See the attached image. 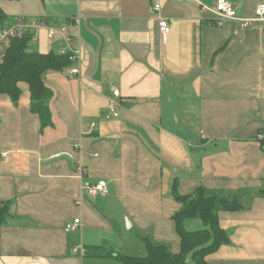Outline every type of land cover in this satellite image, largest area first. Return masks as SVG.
<instances>
[{"label": "crops", "instance_id": "obj_1", "mask_svg": "<svg viewBox=\"0 0 264 264\" xmlns=\"http://www.w3.org/2000/svg\"><path fill=\"white\" fill-rule=\"evenodd\" d=\"M229 1L246 17L264 3ZM216 5L0 1L10 20L36 23L29 27L33 49L81 56L44 76L50 125L32 111L28 84H20L17 104L0 94V206L9 202L11 211L0 227V264H121L118 253L144 257L148 243L177 253L173 216L182 203L174 189L188 195L198 187L240 204L219 212L231 242L207 261L264 264V149L257 138L264 130V22L246 30L234 19L217 26ZM162 17L171 26L166 37ZM112 110L117 117H108ZM99 180L108 194L83 187ZM76 217L81 229L66 232ZM200 224L185 221L187 230Z\"/></svg>", "mask_w": 264, "mask_h": 264}, {"label": "trees", "instance_id": "obj_2", "mask_svg": "<svg viewBox=\"0 0 264 264\" xmlns=\"http://www.w3.org/2000/svg\"><path fill=\"white\" fill-rule=\"evenodd\" d=\"M14 21L6 16L0 6V26L11 25ZM33 38L31 30L26 29L21 36L13 38L7 47L0 63V94H8L17 104L22 94L20 84H28L32 111L40 116L44 125H50L52 91L44 76L48 71L71 66L74 63L73 52L40 53L32 48ZM1 122L0 116V128ZM174 196L182 203V208L173 216L181 239L180 251L174 253L165 245L148 243V253L144 257L118 253L116 259L121 264H210L207 256L231 242L230 232L221 227L218 214L221 210L238 209L239 202L205 187H198L188 195H181L175 188ZM10 218V203L5 202L0 206V227L7 224ZM195 218L200 219L205 227L187 230L185 221Z\"/></svg>", "mask_w": 264, "mask_h": 264}, {"label": "built area", "instance_id": "obj_3", "mask_svg": "<svg viewBox=\"0 0 264 264\" xmlns=\"http://www.w3.org/2000/svg\"><path fill=\"white\" fill-rule=\"evenodd\" d=\"M160 4L155 5V9L159 10ZM215 14L214 23L217 26L223 25L226 19H234L239 24L242 30L248 29L250 26H253L257 23L264 22V3H261L258 5L256 9V13L254 16L246 17L239 14L238 8L229 0H217L216 7L212 10ZM36 26V23L29 22L25 17H19L15 19L14 23L7 26H0V63L3 61V57L5 54V51L7 47L10 45L13 38L21 36L23 32L26 29H30L29 27ZM158 27L161 35L163 37H166L170 31L171 26L170 23L166 18H159L158 20ZM61 31L63 33L66 32V28H62ZM50 35H54V31L51 30ZM66 41L70 42L71 37L67 36ZM73 60H77L80 63V51L79 50H73ZM72 73H78L79 67H74L71 69ZM114 94L116 96L119 95L118 91H114ZM118 112L115 110H112L111 114L108 117H117ZM258 140L261 142L262 147L264 149V130L259 133ZM86 173V169L84 167H79V177L82 178L83 175ZM86 191L91 195L96 194H102L106 195L108 194V185L107 181L105 180H99L96 183H84L83 186ZM83 225L82 218L76 217L72 221H69L65 225V231L66 232H78Z\"/></svg>", "mask_w": 264, "mask_h": 264}, {"label": "rangeland", "instance_id": "obj_4", "mask_svg": "<svg viewBox=\"0 0 264 264\" xmlns=\"http://www.w3.org/2000/svg\"><path fill=\"white\" fill-rule=\"evenodd\" d=\"M198 228H204L203 224H202V227H201V224H200V226H198ZM195 229H196V228H195Z\"/></svg>", "mask_w": 264, "mask_h": 264}]
</instances>
